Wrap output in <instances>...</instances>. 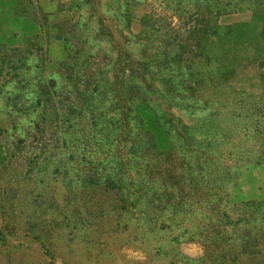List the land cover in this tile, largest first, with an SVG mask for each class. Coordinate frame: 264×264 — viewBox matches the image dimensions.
<instances>
[{
    "label": "rangeland",
    "instance_id": "374dc122",
    "mask_svg": "<svg viewBox=\"0 0 264 264\" xmlns=\"http://www.w3.org/2000/svg\"><path fill=\"white\" fill-rule=\"evenodd\" d=\"M29 9L0 0V264H264V0H86L5 42Z\"/></svg>",
    "mask_w": 264,
    "mask_h": 264
},
{
    "label": "crops",
    "instance_id": "0c3cea01",
    "mask_svg": "<svg viewBox=\"0 0 264 264\" xmlns=\"http://www.w3.org/2000/svg\"><path fill=\"white\" fill-rule=\"evenodd\" d=\"M14 2L15 7H17L23 0H14ZM85 3L86 0H36L37 8L42 10L45 21L39 20L30 9L25 13H15L13 16L14 22L4 30L6 35L5 42L9 43L19 40L22 43H27L32 35L37 33L60 34V27L58 26L60 21L57 20L55 22L52 20L60 14L59 12H61L63 7H67L70 4L71 11L80 12L82 5ZM57 39H61V37H57Z\"/></svg>",
    "mask_w": 264,
    "mask_h": 264
}]
</instances>
